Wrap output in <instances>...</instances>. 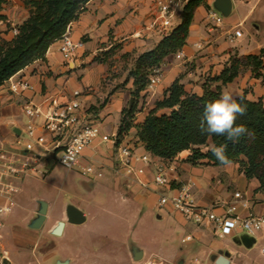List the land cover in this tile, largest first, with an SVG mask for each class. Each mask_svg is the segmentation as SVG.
I'll return each instance as SVG.
<instances>
[{
  "label": "crops",
  "instance_id": "obj_1",
  "mask_svg": "<svg viewBox=\"0 0 264 264\" xmlns=\"http://www.w3.org/2000/svg\"><path fill=\"white\" fill-rule=\"evenodd\" d=\"M183 5H179L175 10L173 28L181 21ZM210 10L220 12L218 0H206L205 4L196 10L187 44L181 50L182 58L177 59L176 54L167 57L161 65L163 74L159 84L140 93L138 99L145 98L146 104L142 108V103L137 102L134 124H141L148 112L155 107L157 100L163 99L167 89L183 72L185 64L196 60L201 65L203 73L212 71L214 77L227 65L231 54L234 53L230 50L234 49L239 55H257L264 49V0H232L228 16L222 27L214 33L207 31V16ZM153 21L160 22L157 0H91L85 11L70 26L72 39L84 43L73 65L65 63L60 52V42L56 41L50 46L45 60H38L15 75L28 79L34 86L33 91L15 95L9 91L6 82L0 86V139L10 143L17 135L15 130L20 131L24 128L27 119L23 114V106L29 102H43L46 108L52 100L58 103L71 100L73 94L78 91L82 104L81 111L89 118L91 107H98L106 100L105 105L95 115L101 124V136L85 150L86 161L93 160L102 167L101 179L119 195L122 202L130 206L133 215H142L144 208L166 210V213L160 212L157 215L161 220L165 217L172 218L175 223L166 246L151 250L132 240L129 242L130 245L125 247L123 257L115 256L108 259L110 262L97 261L95 249L70 244L74 235L68 229V225L79 226L82 231L88 230L81 227L89 220L87 206L71 203L65 205V221L58 222L50 231V236L57 238L53 245L49 243V237L43 238L47 212L41 226L36 227L41 217L42 203L46 202L35 199L24 205L15 198L14 209L7 215L0 216V264H33L28 260L25 263L20 262L21 259H27L28 251L35 255L39 252L44 260H51L54 264H147V261L148 264H185V254L188 250L203 257L209 253L210 259L214 255L226 256V264H232L241 255L239 248L250 250L257 240H264L262 235L251 236L240 230L230 236L218 235L210 226L186 223L171 206L158 205L159 189L155 187L153 178L159 165L165 168L172 189L176 190L182 185L193 183V196L199 205L204 206L215 201L228 202L235 192H240L243 199L250 202V209L240 207L239 214L245 217L251 212L264 217V194L257 190L259 182L256 179H246L240 172L238 163H231L228 166H208L201 163L193 165L188 161L189 151H184L170 160L162 159L148 153L133 130L125 136L121 144L131 147L137 156L150 154L152 163L144 166L143 174L128 176L116 161L113 163L110 160L113 144L106 142L104 137L117 134L123 109L134 102L132 96L134 85L132 78L109 79L111 76L109 71L115 67L111 69L102 56L114 53L112 55L114 58L130 57L135 62L140 54L153 49L164 36L160 34L159 28H150ZM229 32L236 33L233 41L227 38ZM197 44H200L201 48ZM163 67H166L164 71ZM181 83L188 92L202 93V87H193L182 80ZM247 99L259 100L248 97ZM262 102L264 103V99ZM161 111L169 112L165 109ZM49 146L50 137H47V143L43 148V160L36 158L31 161L34 164H43L45 171L54 164L53 161L49 165L45 155V149ZM141 166L142 163L136 164V167ZM34 167L38 170L36 166ZM18 182V192L15 196L20 195L22 191ZM82 186L93 191L96 183L86 180L82 182ZM4 202L5 200L0 198V204ZM69 205H75L84 213L86 220L83 224L74 225L67 221L66 209ZM60 225L62 227L59 233ZM187 236H191L193 242H186ZM246 237L253 238L255 242L246 246L243 243ZM138 252L142 253V258L135 260ZM4 253L6 257H3ZM42 262L37 261V264ZM212 262L215 264V261Z\"/></svg>",
  "mask_w": 264,
  "mask_h": 264
},
{
  "label": "trees",
  "instance_id": "obj_2",
  "mask_svg": "<svg viewBox=\"0 0 264 264\" xmlns=\"http://www.w3.org/2000/svg\"><path fill=\"white\" fill-rule=\"evenodd\" d=\"M91 0H31L29 17L18 27V34L5 46L0 47V86L21 70L38 60H45L50 46L61 39L68 27L85 11ZM7 0H0V21L6 20L2 14ZM206 0H187L181 11V21L164 35L151 50L140 54L128 72L133 79L134 102L123 109L116 134V145L121 136L136 129V136L146 151L162 159H173L184 151H189L188 161L193 164L223 166L212 154L213 145H226L225 155L231 163H238L240 172L246 179L259 182L258 191L264 194V103L251 101L246 95L234 99L245 107L243 116L237 117L236 124H243L252 137L243 136L232 143L225 136L202 134L199 128L207 102L218 99L222 86L234 82L242 66H248L256 78L264 80V49L257 55L231 58L219 75L202 86V93L185 90L181 80L176 79L167 89L162 100L146 115L141 124H134L137 100L140 93L148 88L153 69L161 67L164 60L180 52L187 44L190 27L196 10ZM126 80V81H127ZM106 100L89 111H99ZM168 113H158L159 110Z\"/></svg>",
  "mask_w": 264,
  "mask_h": 264
},
{
  "label": "built area",
  "instance_id": "obj_3",
  "mask_svg": "<svg viewBox=\"0 0 264 264\" xmlns=\"http://www.w3.org/2000/svg\"><path fill=\"white\" fill-rule=\"evenodd\" d=\"M187 0H157L159 20L153 21L150 28H159L160 34H168L174 26L173 18L175 10ZM225 16L215 10L208 12L207 31L214 33L222 27ZM14 36L18 34L16 27L12 28ZM236 33H227V38L233 41ZM60 52L67 65L74 64L78 53L84 47L83 41H74L70 35V27L61 37ZM201 48L200 44H197ZM177 59L182 58L181 51L176 54ZM162 68H155L149 78L148 89L159 84L162 77ZM12 94L21 95L34 90V86L25 77H11L6 81ZM77 91L73 98L65 103L52 100L46 108L42 103H27L23 106V114L27 119L24 128L10 143L0 139V198L5 202L0 204V216L10 213L15 205V194L18 192L17 182L24 175L38 172L30 163L36 158L43 160V148L50 137V146L45 149L46 158L54 153H60V162L69 169L76 168L83 176L101 178L102 167L93 160L86 161L84 152L91 147L101 136V124L98 120H90L81 111L82 104ZM116 135L104 137L106 142L115 144ZM117 165L128 176L143 174L144 166L152 163L150 154L137 156L128 145L117 146ZM137 163L143 166L136 167ZM153 183L159 189V207L171 206L179 213L186 223L195 226H210L215 234L230 236L240 230L248 235H262L264 238V217L248 213L242 217L239 208L250 209V202L243 199L240 192H235L233 198L226 201H215L208 205H199L195 201L192 192L193 183L182 185L178 189H172L171 180L163 166H157ZM186 242L192 241L191 236L185 238ZM264 256V245L261 248ZM6 257V254H3ZM198 262V260H195Z\"/></svg>",
  "mask_w": 264,
  "mask_h": 264
},
{
  "label": "rangeland",
  "instance_id": "obj_4",
  "mask_svg": "<svg viewBox=\"0 0 264 264\" xmlns=\"http://www.w3.org/2000/svg\"><path fill=\"white\" fill-rule=\"evenodd\" d=\"M30 1L7 0L4 4L2 14L6 20L0 21V47H5L13 39L12 28L18 27L29 17L32 9ZM230 51L234 53L231 54L227 64H229L231 58L245 56L239 55L234 49ZM112 55L102 56L111 69L115 67V69L109 71L111 75L109 79L115 77L118 80L128 78V70L132 69L134 59L130 57L114 58ZM200 66L196 60L185 64L179 79L187 84H192L193 87H202L205 83L215 87L216 83L211 81L213 78L212 71L203 73ZM165 68L163 67V71ZM225 89L232 93L233 99L241 95H246V97L255 100L264 99V80L254 77L248 66H242L239 76L234 82L222 86V91ZM138 103H142V108L145 107V98L138 99ZM162 112L161 110L158 111V113ZM96 114L95 111H89V119L98 120L95 117ZM132 130L136 132L135 128ZM128 134L119 138L121 140L120 144L123 143L125 136ZM111 151L110 160L115 163L117 156L116 144H113ZM59 159L60 153H57L53 167L48 168L47 171H45L43 164L31 162L30 165L36 166L38 172H31L23 176L21 181L18 182L22 188L21 194L15 196L16 200L24 205L35 199L48 204L47 223L44 226L43 238L49 237V243L55 244L57 238L50 236V231L58 222L65 221L64 207L67 203H71L77 206H87L89 208L87 213L89 220L81 226L83 229H88L86 231H82L79 226H67L74 235L70 244L85 245L95 249L97 261L110 262L111 260L108 259H113L115 256L123 257L125 247L129 246V242L132 240L136 244L151 250L166 246L167 239L172 235V228L175 223L172 218L165 217L162 220L158 218V213H166L165 209L160 211L158 208H144L142 215L135 216L130 206L122 202L119 195L105 185V180L83 176L76 168L69 169L62 165L58 162ZM86 180L96 183V188L93 191H89L82 186V182ZM37 201L36 209H38ZM22 213L23 211L20 208V214ZM263 245L264 240L259 239L250 250L243 247L239 248L241 255L232 264H264V256L260 253ZM26 254L27 259H21L20 262L25 263L28 260L33 264H37V261H43L42 264H54L51 260H44L39 252L35 255L28 251ZM185 255V264H213L209 253L206 254V258L190 250ZM196 259L198 262L195 261ZM148 263L149 261H147Z\"/></svg>",
  "mask_w": 264,
  "mask_h": 264
},
{
  "label": "clouds",
  "instance_id": "obj_5",
  "mask_svg": "<svg viewBox=\"0 0 264 264\" xmlns=\"http://www.w3.org/2000/svg\"><path fill=\"white\" fill-rule=\"evenodd\" d=\"M245 112V107L237 103L233 99L232 93L225 89L218 99L205 104L199 125L200 131L202 134L225 136L232 143L239 142L240 138L246 135L251 138L252 133L243 124H236L238 115L243 116ZM210 150L222 165L228 166L231 164V161L225 155L226 145H213Z\"/></svg>",
  "mask_w": 264,
  "mask_h": 264
},
{
  "label": "water",
  "instance_id": "obj_6",
  "mask_svg": "<svg viewBox=\"0 0 264 264\" xmlns=\"http://www.w3.org/2000/svg\"><path fill=\"white\" fill-rule=\"evenodd\" d=\"M231 1L232 0H218V4L220 7V13H222L225 17L228 16L229 11L231 10ZM16 134H19L20 131L15 130ZM53 159H54V153L50 154V157L48 159V163L49 165H51L53 163ZM47 212V204L46 203H42V209L40 211L41 213V217L36 225L37 228H39L41 226V224L43 223L44 219H45V215ZM66 215H67V221L71 224L74 225H81L85 222V216L84 213L76 208L73 205H69L66 209ZM61 227L62 225H60V229H59V233L61 231ZM255 240L253 238H244L243 239V243L246 246H250L252 243H254ZM135 256V260H140L142 258V253L138 252ZM226 256H220V257H216L215 255L212 256V261H215V264H226V260H225Z\"/></svg>",
  "mask_w": 264,
  "mask_h": 264
}]
</instances>
